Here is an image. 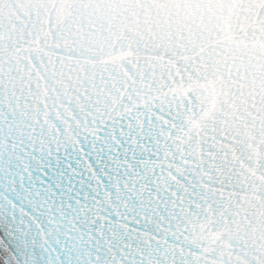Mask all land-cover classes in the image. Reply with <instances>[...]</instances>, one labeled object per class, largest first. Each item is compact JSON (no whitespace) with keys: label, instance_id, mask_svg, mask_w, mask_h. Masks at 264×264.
<instances>
[{"label":"snow or ice","instance_id":"6c2138e0","mask_svg":"<svg viewBox=\"0 0 264 264\" xmlns=\"http://www.w3.org/2000/svg\"><path fill=\"white\" fill-rule=\"evenodd\" d=\"M0 264H264V0H0Z\"/></svg>","mask_w":264,"mask_h":264}]
</instances>
